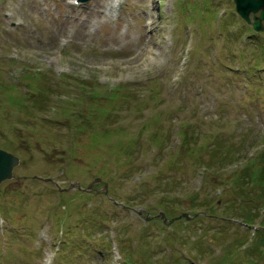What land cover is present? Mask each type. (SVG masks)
<instances>
[{
  "label": "rangeland",
  "instance_id": "1",
  "mask_svg": "<svg viewBox=\"0 0 264 264\" xmlns=\"http://www.w3.org/2000/svg\"><path fill=\"white\" fill-rule=\"evenodd\" d=\"M248 26L232 0H122L115 12L0 0V146L20 158L0 183V264H208L228 244L239 256L264 209V189L231 177L264 146V74L243 68H264V28ZM69 92L85 97L57 102ZM93 176L106 194L102 181L71 188Z\"/></svg>",
  "mask_w": 264,
  "mask_h": 264
},
{
  "label": "trees",
  "instance_id": "2",
  "mask_svg": "<svg viewBox=\"0 0 264 264\" xmlns=\"http://www.w3.org/2000/svg\"><path fill=\"white\" fill-rule=\"evenodd\" d=\"M223 24V22H221V25ZM224 25V24H223ZM258 49L264 51V45H257ZM86 110H88V112H90L91 110L88 109V107H85ZM82 112H80L78 110V113H76L75 115L78 116L77 121L81 120L82 117ZM93 118V114L90 116V119L92 121ZM88 123V122H86ZM186 133V131H185ZM156 134V133H154ZM153 135V134H152ZM180 137L183 139H188L189 136H187L186 134H181L180 133ZM131 138V136H130ZM156 139V138H155ZM118 140H116L115 142H117ZM90 144L89 146H93L92 141L90 140ZM119 143V142H118ZM161 143V142H160ZM131 146V142L128 141L127 143H125L124 145H118V151L119 152H123V153H128V149ZM157 148L161 149V145H159V143L157 142ZM185 149V147H184ZM170 151V150H169ZM181 150L179 149L178 152H180ZM126 156V155H125ZM252 163L248 166H244L243 168L236 170L233 168L232 171L235 170V172H232L231 177L233 178L232 180L236 181L238 180V178L240 179L242 176H249L252 178L253 181H255L257 183L256 187L259 190V187L261 190L264 189V150L258 152L252 159ZM207 166V165H205ZM244 219L245 222H249V220L253 217V212H251L250 210V205H248V207L242 211L241 214ZM262 219V223L264 225V215L261 218ZM173 224V222H172ZM246 237H239L236 238V245L237 247H241V245L243 243H245L248 240V237H250L249 234L245 235ZM68 244H62L61 248L67 247ZM264 227L262 225H260L258 228L254 229V233L252 235V237H250V240L248 242V244L244 247H242L241 250L238 251L239 256H237L236 258H233L231 256V254L233 255V245L228 244L226 248L223 249L222 253L219 255V257H217L216 259H214L212 262H209L208 264H255V260H260L261 264H264ZM194 249H193V253L191 252L190 254H196V255H201V249L197 244L193 245ZM238 249V248H237ZM61 255V251L59 252V257ZM231 256V257H230ZM131 260V256L130 255H126L124 257V261L122 264L128 263V261Z\"/></svg>",
  "mask_w": 264,
  "mask_h": 264
},
{
  "label": "water",
  "instance_id": "3",
  "mask_svg": "<svg viewBox=\"0 0 264 264\" xmlns=\"http://www.w3.org/2000/svg\"><path fill=\"white\" fill-rule=\"evenodd\" d=\"M235 4L236 12L247 22L251 23L252 28L255 31L263 30L264 26L262 21H264V0H233ZM256 12H259L258 15H255ZM252 14V22H250L249 15ZM19 162V158L13 153L0 148V182L4 179H9L14 176L12 168ZM48 179V178H45ZM99 177H95L93 182L99 181ZM77 186L79 184L76 183ZM72 186V185H71ZM85 190L86 188H82ZM102 190H106V183H103ZM185 217L189 218L192 214L187 212H182ZM160 215L165 220L163 212H159L155 216ZM147 217V216H146Z\"/></svg>",
  "mask_w": 264,
  "mask_h": 264
},
{
  "label": "flooded vegetation",
  "instance_id": "4",
  "mask_svg": "<svg viewBox=\"0 0 264 264\" xmlns=\"http://www.w3.org/2000/svg\"><path fill=\"white\" fill-rule=\"evenodd\" d=\"M92 178V177H91ZM93 189H94V185L93 184H91V186H90V188L88 189V192H93Z\"/></svg>",
  "mask_w": 264,
  "mask_h": 264
},
{
  "label": "bare ground",
  "instance_id": "5",
  "mask_svg": "<svg viewBox=\"0 0 264 264\" xmlns=\"http://www.w3.org/2000/svg\"><path fill=\"white\" fill-rule=\"evenodd\" d=\"M107 1V0H106ZM112 3H113V0L111 1H107V4H110L109 6L111 7L112 6ZM110 10V9H109Z\"/></svg>",
  "mask_w": 264,
  "mask_h": 264
}]
</instances>
